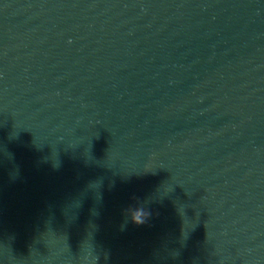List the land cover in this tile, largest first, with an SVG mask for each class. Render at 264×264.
Wrapping results in <instances>:
<instances>
[{
	"label": "water",
	"instance_id": "obj_1",
	"mask_svg": "<svg viewBox=\"0 0 264 264\" xmlns=\"http://www.w3.org/2000/svg\"><path fill=\"white\" fill-rule=\"evenodd\" d=\"M262 183L264 0H0V264H103Z\"/></svg>",
	"mask_w": 264,
	"mask_h": 264
},
{
	"label": "clouds",
	"instance_id": "obj_2",
	"mask_svg": "<svg viewBox=\"0 0 264 264\" xmlns=\"http://www.w3.org/2000/svg\"><path fill=\"white\" fill-rule=\"evenodd\" d=\"M133 223L142 224L145 222L147 213L143 209L130 210Z\"/></svg>",
	"mask_w": 264,
	"mask_h": 264
}]
</instances>
